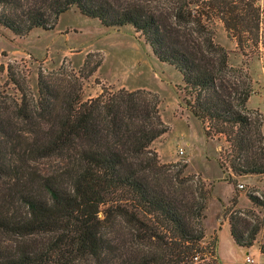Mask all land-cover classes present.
Wrapping results in <instances>:
<instances>
[{"label": "trees", "instance_id": "1", "mask_svg": "<svg viewBox=\"0 0 264 264\" xmlns=\"http://www.w3.org/2000/svg\"><path fill=\"white\" fill-rule=\"evenodd\" d=\"M0 7V26L17 37L52 30L73 9L106 28L131 27L179 73L184 106L205 137L228 143L233 160L219 162L227 178L264 174L263 122L246 107L252 90L227 78L228 54L210 28L217 20L238 47L264 50L257 0H0ZM38 92L35 107L14 104L15 121L0 105V230L14 237L0 246V264H220L218 237L203 244L205 192L183 176L185 165L173 174L176 165L151 149L169 129L157 97L121 89L83 102L72 87L54 89L40 76ZM51 157L62 165L37 169ZM248 199L264 212V197ZM228 225L235 245L249 249L264 234V214L255 225L229 215Z\"/></svg>", "mask_w": 264, "mask_h": 264}, {"label": "rangeland", "instance_id": "2", "mask_svg": "<svg viewBox=\"0 0 264 264\" xmlns=\"http://www.w3.org/2000/svg\"><path fill=\"white\" fill-rule=\"evenodd\" d=\"M263 6L264 0H257ZM0 12H5L0 7ZM213 41L228 54L227 78L252 90L247 111L252 119L264 120L256 106L264 100V50L246 43L238 47L236 41L227 37L220 22L210 25ZM9 70V71H8ZM13 72L26 93L19 92L8 75ZM39 76L54 89L72 87L74 96L81 101L97 98L102 93L113 94L118 90L143 91L150 100L157 97L158 112L168 132L155 140L151 149L160 163L176 165L171 173L185 165L183 176H193V184L205 192L206 219L203 221L204 245L218 237V261L220 264H242L246 251H242L230 239L226 226L229 215H234L255 225L263 217V210L249 201L248 195L262 199L264 174L233 177L229 167L227 178L219 167L220 160H233L229 145L223 136L206 138L201 124L184 106V95L178 90L182 80L175 69L160 63L152 55L143 38L129 27L106 28L98 21L88 19L71 10L62 14L52 30L34 29L28 35L17 37L0 26V105L11 108L7 114L14 120V104L27 101L30 108L38 101ZM35 114L37 111L34 112ZM18 122V129L24 126ZM15 121V120H14ZM182 149L183 154H178ZM228 160V161H227ZM236 163H240L236 160ZM226 164V163H225ZM62 165L60 157L35 162L42 173H51ZM232 181L236 182L234 189ZM5 182V181H4ZM242 185V188H238ZM4 187L0 178V193ZM237 195V204L231 199ZM13 236L0 230V246L8 247ZM264 234L260 231L256 243L249 252L252 264H264L259 246Z\"/></svg>", "mask_w": 264, "mask_h": 264}, {"label": "crops", "instance_id": "3", "mask_svg": "<svg viewBox=\"0 0 264 264\" xmlns=\"http://www.w3.org/2000/svg\"><path fill=\"white\" fill-rule=\"evenodd\" d=\"M251 97L249 98V100H248V102H247V105H250V103H251ZM258 103H260V104H258L257 106H256V108L259 110V112H261V113H263V115H264V100H260V102H258ZM247 107H249V106H247ZM261 130H262V134H263V136H264V120H263V124H262V128H261ZM222 230H226V231H228V234H229V225H228V222L226 223V226H224L223 225V227H222ZM229 236H230V234H229ZM230 239H231V237H230ZM231 241H232V239H231ZM218 242H219V234H218ZM233 242V241H232ZM234 243V242H233ZM235 244V243H234ZM254 247H251V248H249V249H245V248H240L242 251H246L245 252V255H244V257L248 254V255H251L249 252L253 249ZM217 250H218V248H217ZM217 254H218V251H217Z\"/></svg>", "mask_w": 264, "mask_h": 264}, {"label": "built area", "instance_id": "4", "mask_svg": "<svg viewBox=\"0 0 264 264\" xmlns=\"http://www.w3.org/2000/svg\"><path fill=\"white\" fill-rule=\"evenodd\" d=\"M184 152H183V150L182 149H179L178 150V154H180V155H182ZM243 186L242 185H239L238 186V188L240 189V188H242ZM253 263V259H252V257L250 256V255H246L245 257H244V260H243V262H242V264H252Z\"/></svg>", "mask_w": 264, "mask_h": 264}]
</instances>
